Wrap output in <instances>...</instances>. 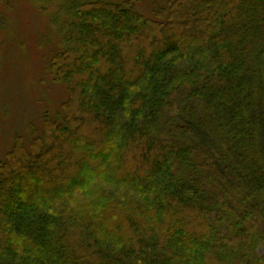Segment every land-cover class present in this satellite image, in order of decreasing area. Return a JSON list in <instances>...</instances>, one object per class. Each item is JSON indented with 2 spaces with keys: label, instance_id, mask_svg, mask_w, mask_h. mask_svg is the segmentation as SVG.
<instances>
[{
  "label": "trees",
  "instance_id": "1",
  "mask_svg": "<svg viewBox=\"0 0 264 264\" xmlns=\"http://www.w3.org/2000/svg\"><path fill=\"white\" fill-rule=\"evenodd\" d=\"M53 13L67 98L0 160V264H264V0Z\"/></svg>",
  "mask_w": 264,
  "mask_h": 264
},
{
  "label": "rangeland",
  "instance_id": "2",
  "mask_svg": "<svg viewBox=\"0 0 264 264\" xmlns=\"http://www.w3.org/2000/svg\"><path fill=\"white\" fill-rule=\"evenodd\" d=\"M63 0H0V160L17 136L27 144L42 128L45 112L54 116L67 98L61 82L47 67L57 36L50 19ZM122 1V0H109ZM164 0H134L135 8L152 16ZM54 33V34H53ZM264 251V246L259 252Z\"/></svg>",
  "mask_w": 264,
  "mask_h": 264
}]
</instances>
